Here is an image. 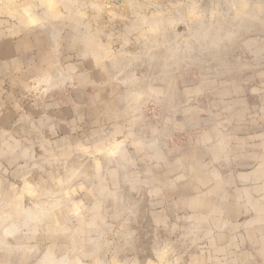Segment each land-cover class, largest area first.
I'll return each instance as SVG.
<instances>
[{
  "label": "rangeland",
  "instance_id": "374dc122",
  "mask_svg": "<svg viewBox=\"0 0 264 264\" xmlns=\"http://www.w3.org/2000/svg\"><path fill=\"white\" fill-rule=\"evenodd\" d=\"M45 263L264 264V0H0V264Z\"/></svg>",
  "mask_w": 264,
  "mask_h": 264
},
{
  "label": "bare ground",
  "instance_id": "6f19581e",
  "mask_svg": "<svg viewBox=\"0 0 264 264\" xmlns=\"http://www.w3.org/2000/svg\"><path fill=\"white\" fill-rule=\"evenodd\" d=\"M27 213H28V212H27ZM29 216H30V215H29ZM11 220H12V219H11ZM13 220H15V219H13ZM17 220H18V219H17ZM9 224H10V223H9ZM9 226L12 227V224H10ZM13 226H14V225H13ZM10 227H9L8 229H10ZM3 230H4V231H3V234L6 233L5 230H7V229L4 228ZM10 231H11V230H10ZM10 231H9V232H10ZM3 243H4V242H3ZM5 245H6V244H5ZM7 245H8V243H7ZM26 248H27V247H26ZM48 255H49V254H48ZM64 260H65V259H64ZM47 261H48V259H47ZM50 261H51V260H50ZM43 263H44V262H43ZM48 263H49V262H48ZM58 263H62V262H58ZM45 264H46V263H45ZM55 264H56V263H55Z\"/></svg>",
  "mask_w": 264,
  "mask_h": 264
}]
</instances>
